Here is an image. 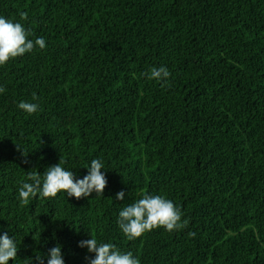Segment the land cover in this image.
<instances>
[{
    "label": "trees",
    "instance_id": "trees-1",
    "mask_svg": "<svg viewBox=\"0 0 264 264\" xmlns=\"http://www.w3.org/2000/svg\"><path fill=\"white\" fill-rule=\"evenodd\" d=\"M0 17L46 44L0 65L8 264H47L58 245L65 264H89L91 236L140 264H264V0H0ZM160 67L170 76L149 79ZM93 159L103 195L21 203L29 172L61 160L82 179ZM145 194L187 227L127 239L119 212Z\"/></svg>",
    "mask_w": 264,
    "mask_h": 264
},
{
    "label": "clouds",
    "instance_id": "clouds-1",
    "mask_svg": "<svg viewBox=\"0 0 264 264\" xmlns=\"http://www.w3.org/2000/svg\"><path fill=\"white\" fill-rule=\"evenodd\" d=\"M22 20L27 19V13L21 12ZM29 33L19 22H12L4 17H0V65L6 64L10 59L22 56L31 52L36 46L40 49L46 47L43 37L34 41L28 39ZM149 79L166 80L170 72L160 67L152 68L146 74ZM5 89L0 87V93ZM37 97L33 94V100ZM18 107L28 114L35 113L38 104L21 101ZM63 161L50 166L43 173L29 172L28 181L19 188L18 196L22 204H28L31 198L39 194L42 198H55L58 193L65 192L67 197H75L77 200L96 195H103L107 185L105 174L101 171L104 165L99 159H93L87 167L88 174L82 179H76L73 171L65 170L62 167ZM125 193L120 191L116 194V199L124 200ZM182 212L175 204L161 195H143L142 198L125 206L118 217V224L123 234L129 240L141 237L145 232H150L156 228H164L168 232L187 227L189 221L181 219ZM195 236L194 232L189 233ZM79 247L87 248L89 253H95L94 258L86 257L89 264H140V260L133 256L132 252L121 253L112 243H98L97 239L91 236L90 239L79 242ZM17 245L12 237L5 232L0 236V264H8L10 260L17 257ZM31 264H33V258ZM36 264H43V257L35 255ZM47 264H65L61 247L55 246L49 249Z\"/></svg>",
    "mask_w": 264,
    "mask_h": 264
}]
</instances>
